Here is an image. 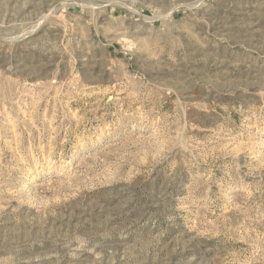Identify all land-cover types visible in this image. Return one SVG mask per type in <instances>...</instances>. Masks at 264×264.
Masks as SVG:
<instances>
[{"label": "rangeland", "instance_id": "374dc122", "mask_svg": "<svg viewBox=\"0 0 264 264\" xmlns=\"http://www.w3.org/2000/svg\"><path fill=\"white\" fill-rule=\"evenodd\" d=\"M0 264H264V0H0Z\"/></svg>", "mask_w": 264, "mask_h": 264}]
</instances>
